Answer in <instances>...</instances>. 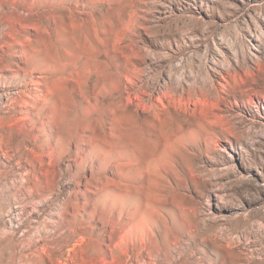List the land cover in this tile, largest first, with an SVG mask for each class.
Here are the masks:
<instances>
[{
  "label": "rangeland",
  "instance_id": "374dc122",
  "mask_svg": "<svg viewBox=\"0 0 264 264\" xmlns=\"http://www.w3.org/2000/svg\"><path fill=\"white\" fill-rule=\"evenodd\" d=\"M0 264H264V0H0Z\"/></svg>",
  "mask_w": 264,
  "mask_h": 264
}]
</instances>
